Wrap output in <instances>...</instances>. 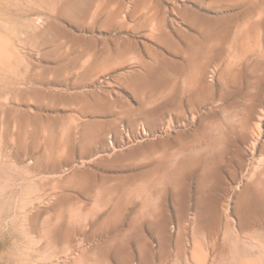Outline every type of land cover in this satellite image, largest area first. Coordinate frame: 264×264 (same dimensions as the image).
Masks as SVG:
<instances>
[{
	"label": "rangeland",
	"instance_id": "1",
	"mask_svg": "<svg viewBox=\"0 0 264 264\" xmlns=\"http://www.w3.org/2000/svg\"><path fill=\"white\" fill-rule=\"evenodd\" d=\"M0 43V264H264V0H0Z\"/></svg>",
	"mask_w": 264,
	"mask_h": 264
},
{
	"label": "bare ground",
	"instance_id": "2",
	"mask_svg": "<svg viewBox=\"0 0 264 264\" xmlns=\"http://www.w3.org/2000/svg\"><path fill=\"white\" fill-rule=\"evenodd\" d=\"M9 45L7 43L1 44L0 43V65L6 66L10 64L11 56L8 51ZM66 52V51H65ZM12 92V91H11ZM10 97V96H9ZM11 100V99H10ZM42 100V99H41ZM3 101V100H2ZM13 101V100H12ZM11 102V101H10ZM21 102V101H20ZM8 103V102H7ZM18 104V103H17ZM8 105V104H7ZM10 105V104H9ZM22 109V108H21ZM17 113V112H16ZM29 113V112H28ZM37 115V114H36ZM23 114L21 115V117ZM26 118V117H25ZM23 119V118H22ZM11 129V128H10ZM18 129V128H17ZM6 130V129H5ZM4 130V131H5ZM23 130V129H22ZM10 131V130H9ZM21 132V131H20ZM22 133V132H21ZM7 135V134H6ZM10 137V136H9ZM7 138V136H6ZM8 144V143H7ZM24 145V144H23ZM256 215V214H255ZM257 223V220L255 221ZM259 222V221H258ZM53 236V235H52ZM54 239V238H53ZM243 251V250H242ZM248 251V250H247ZM244 252V251H243ZM245 256V255H244ZM247 256V255H246ZM253 256V255H252ZM252 258V257H251ZM252 260H250L251 262ZM252 263V262H251Z\"/></svg>",
	"mask_w": 264,
	"mask_h": 264
}]
</instances>
